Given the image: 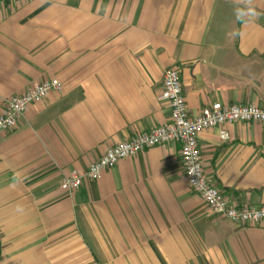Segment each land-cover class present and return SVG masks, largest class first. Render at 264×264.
Returning <instances> with one entry per match:
<instances>
[{"label": "crops", "instance_id": "1", "mask_svg": "<svg viewBox=\"0 0 264 264\" xmlns=\"http://www.w3.org/2000/svg\"><path fill=\"white\" fill-rule=\"evenodd\" d=\"M180 73L189 115L264 108V0H35L0 5L6 99L59 80L0 133V264H264V223L214 214L181 146L120 161L73 192L62 181L166 126L164 75ZM198 138L205 175L237 207L264 203V125Z\"/></svg>", "mask_w": 264, "mask_h": 264}, {"label": "built area", "instance_id": "2", "mask_svg": "<svg viewBox=\"0 0 264 264\" xmlns=\"http://www.w3.org/2000/svg\"><path fill=\"white\" fill-rule=\"evenodd\" d=\"M16 1L30 3L35 0H0V5ZM54 91L63 92L62 83L56 79L35 84L22 95L4 100L0 114V133L14 130L30 105L44 100ZM158 100L170 104L169 124L139 134L110 148L102 158L91 164L86 172L75 171L64 177L61 188L66 192L76 191L86 180H99L105 170L122 160L133 158L158 146L177 144L181 146L185 175L191 190L205 201L214 214L239 226L264 223V203L260 207H237L232 205L219 189L210 184L205 175L198 144L199 135L208 130H221V139L227 142L230 135L224 130L225 126L252 123L264 125V108L234 104L225 108H206L200 115L191 117L177 69L165 73L163 93Z\"/></svg>", "mask_w": 264, "mask_h": 264}, {"label": "trees", "instance_id": "3", "mask_svg": "<svg viewBox=\"0 0 264 264\" xmlns=\"http://www.w3.org/2000/svg\"><path fill=\"white\" fill-rule=\"evenodd\" d=\"M2 259V235L0 233V261Z\"/></svg>", "mask_w": 264, "mask_h": 264}]
</instances>
